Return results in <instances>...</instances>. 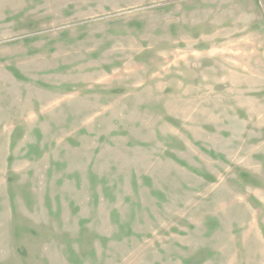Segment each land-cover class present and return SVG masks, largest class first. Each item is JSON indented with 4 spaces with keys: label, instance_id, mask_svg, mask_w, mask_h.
<instances>
[{
    "label": "rangeland",
    "instance_id": "1",
    "mask_svg": "<svg viewBox=\"0 0 264 264\" xmlns=\"http://www.w3.org/2000/svg\"><path fill=\"white\" fill-rule=\"evenodd\" d=\"M0 264H264V0H0Z\"/></svg>",
    "mask_w": 264,
    "mask_h": 264
}]
</instances>
